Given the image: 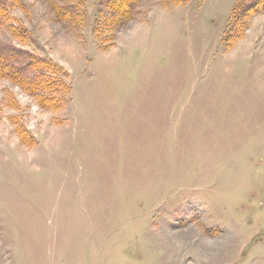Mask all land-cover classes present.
Wrapping results in <instances>:
<instances>
[{
  "label": "rangeland",
  "instance_id": "obj_1",
  "mask_svg": "<svg viewBox=\"0 0 264 264\" xmlns=\"http://www.w3.org/2000/svg\"><path fill=\"white\" fill-rule=\"evenodd\" d=\"M254 1L11 0L0 264H264V10L224 42Z\"/></svg>",
  "mask_w": 264,
  "mask_h": 264
},
{
  "label": "trees",
  "instance_id": "obj_2",
  "mask_svg": "<svg viewBox=\"0 0 264 264\" xmlns=\"http://www.w3.org/2000/svg\"><path fill=\"white\" fill-rule=\"evenodd\" d=\"M109 2L111 6H118L121 4L122 0H109ZM10 3L11 0H0V22L9 19L8 9L10 7ZM263 10L264 0H255L254 3H250L248 6L238 5L232 13L231 28L225 35V44L227 46H231L236 39L241 38L244 30L248 26L250 16ZM124 12H128V9L126 8ZM21 53V51H18L8 45L0 46V66H5V69L7 70L9 68L8 64L10 61L15 62L21 60ZM24 67L26 69L33 68L36 70V72H34V74L29 78L28 82L29 84L31 83L37 90L36 94L42 103L58 99L57 89H59V86H57L56 77H53L56 76V70L59 68L57 65L53 64L50 60L30 56ZM11 71L12 70H7L6 72L9 74ZM17 73L25 78V72H23L22 69H18Z\"/></svg>",
  "mask_w": 264,
  "mask_h": 264
},
{
  "label": "crops",
  "instance_id": "obj_3",
  "mask_svg": "<svg viewBox=\"0 0 264 264\" xmlns=\"http://www.w3.org/2000/svg\"><path fill=\"white\" fill-rule=\"evenodd\" d=\"M257 61H259V62H261V63H263V64H262V65H258V66H257V64H256L255 67H257V71H255V72H256V74H257L258 76L261 75V77L264 78V77H263V75H264V57H262V60H257ZM263 86H264V85H263Z\"/></svg>",
  "mask_w": 264,
  "mask_h": 264
}]
</instances>
